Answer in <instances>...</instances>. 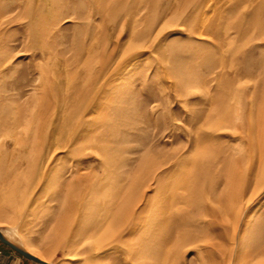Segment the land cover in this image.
<instances>
[{
    "label": "rangeland",
    "instance_id": "1",
    "mask_svg": "<svg viewBox=\"0 0 264 264\" xmlns=\"http://www.w3.org/2000/svg\"><path fill=\"white\" fill-rule=\"evenodd\" d=\"M0 230L49 264H264V0H0Z\"/></svg>",
    "mask_w": 264,
    "mask_h": 264
},
{
    "label": "crops",
    "instance_id": "2",
    "mask_svg": "<svg viewBox=\"0 0 264 264\" xmlns=\"http://www.w3.org/2000/svg\"><path fill=\"white\" fill-rule=\"evenodd\" d=\"M0 264H41L29 259L0 240Z\"/></svg>",
    "mask_w": 264,
    "mask_h": 264
},
{
    "label": "water",
    "instance_id": "3",
    "mask_svg": "<svg viewBox=\"0 0 264 264\" xmlns=\"http://www.w3.org/2000/svg\"><path fill=\"white\" fill-rule=\"evenodd\" d=\"M0 240L2 242H4L5 244L9 245L10 247H12L14 250H16L17 252H19L20 254H22L23 256L32 259L35 262L41 263V264H49L48 262L38 258L35 255H32L31 253L27 252L26 250L20 248L19 246H17L16 244L12 243L11 241H9L7 238L4 237V235L0 232Z\"/></svg>",
    "mask_w": 264,
    "mask_h": 264
},
{
    "label": "bare ground",
    "instance_id": "4",
    "mask_svg": "<svg viewBox=\"0 0 264 264\" xmlns=\"http://www.w3.org/2000/svg\"><path fill=\"white\" fill-rule=\"evenodd\" d=\"M0 232L3 234L2 230H0ZM3 235H4V234H3ZM4 237L7 238V239H8L9 241H11L12 243L16 244L15 241L11 240V239L8 238L7 236L4 235ZM16 245L19 246L20 248L26 250L27 252L31 253L32 255H35V254H33V253H32L27 247H25V246H21V245H18V244H16ZM35 256H37V255H35ZM37 257H38V256H37ZM38 258H40V257H38ZM40 259H41V258H40Z\"/></svg>",
    "mask_w": 264,
    "mask_h": 264
}]
</instances>
